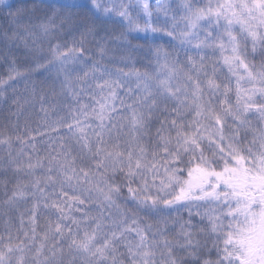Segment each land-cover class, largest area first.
Instances as JSON below:
<instances>
[{
	"label": "snow or ice",
	"instance_id": "1",
	"mask_svg": "<svg viewBox=\"0 0 264 264\" xmlns=\"http://www.w3.org/2000/svg\"><path fill=\"white\" fill-rule=\"evenodd\" d=\"M0 21V99L55 72L76 105L44 157L0 129V264H264V0H0ZM134 34L175 43L148 44L141 71Z\"/></svg>",
	"mask_w": 264,
	"mask_h": 264
},
{
	"label": "trees",
	"instance_id": "2",
	"mask_svg": "<svg viewBox=\"0 0 264 264\" xmlns=\"http://www.w3.org/2000/svg\"><path fill=\"white\" fill-rule=\"evenodd\" d=\"M142 36L143 35H140L139 37ZM139 37L132 42H137L139 44L145 45L144 50L139 52L138 55L134 57V59L136 60L135 67L139 68L141 71L144 70V65H146L150 59V55L147 50L148 44H161L171 50V45L174 43L170 41L169 38H165L164 36H158L154 41L150 38L147 42ZM180 51L181 57H183V50L181 49ZM96 59H99V57H96ZM16 61L22 69L29 64V62L26 63L25 60L23 62V60L19 58H16ZM109 66L113 67L112 65ZM0 67H2V69H0V76H6L7 63L4 60L3 50H0ZM115 67L124 68V65L117 64L115 65ZM85 70H87V68H85ZM127 70L128 69L125 68V71ZM76 75L82 76L83 73L78 69L77 73H74V77ZM33 84L37 86L38 90L41 88L43 89V92L41 93V95L44 96L43 102H41V99L39 97L34 98L30 94V89L32 88ZM75 87L77 90L83 89V91H80V104L89 106L94 105L95 101L92 99L94 95L96 96V99H99L98 90L95 89V81H93L91 77L86 84L81 85L77 83ZM13 89H15V91H13ZM54 91L56 93L55 95ZM120 96L127 100V97L124 96V93L122 91L120 92ZM5 98L7 100L6 103L4 102V100L0 99V129L7 128L13 135V137H15V135L23 136L25 133V129H27L29 135L36 137L33 143L35 144L36 152L41 157L47 155V153L51 151L53 145L58 147V145L63 142L60 140V137L67 138L66 129L56 130L57 125L53 122L62 117L70 120V117L68 115L69 104L72 105L73 109H75L76 105L73 101L70 100L69 97H65L60 93V83L55 79V72L33 73L30 81H16L13 86L7 89ZM15 100H19L20 104L23 106L18 116L13 115V113L17 112V106L13 103V101ZM128 102L130 103L131 101ZM116 103L119 106V99L116 101ZM42 107L48 109L47 116L45 115V112L41 110ZM50 123L52 124L51 128L48 127V124ZM22 147L25 152V156L29 152H32V149L28 146H22L18 143L14 145L15 150H19ZM4 155L5 152L3 150H0V159H3ZM33 155H35V153H33ZM0 170H2V168H0ZM36 175H40V173L37 172ZM64 190L68 192L69 196L77 194L67 187H65ZM52 191L53 190L51 188L48 189L49 193H51ZM55 191L57 193L60 191L59 186H57ZM55 198L56 197L53 196V199ZM32 203L33 201H29L28 203L24 204L21 207L22 212L30 208L32 206ZM38 212L39 216L37 223L40 225V228H43L49 219H56V214H54L49 209L40 207L38 209ZM173 215H175V213ZM16 217L18 220L19 214H16ZM184 218L187 219L186 214L184 215ZM25 220H27V217H25ZM3 226L4 225L2 224L0 230L3 229ZM40 228H38V231H40ZM13 230H15V225H13Z\"/></svg>",
	"mask_w": 264,
	"mask_h": 264
},
{
	"label": "rangeland",
	"instance_id": "3",
	"mask_svg": "<svg viewBox=\"0 0 264 264\" xmlns=\"http://www.w3.org/2000/svg\"><path fill=\"white\" fill-rule=\"evenodd\" d=\"M0 23H2V21H0ZM134 35H137V36L139 37L140 35H143V34H134ZM201 35H203V33H201ZM164 37H165V38H168V37H166V36H164ZM133 43L136 44L137 42H133ZM174 43H175V42H174ZM0 50H3V46H2V45H0ZM192 52H193V54H194L195 50L193 49ZM12 54H13L16 58H19V59L23 60V62H24V60L26 61V63H27V62H30V58L26 56V50L23 48V45H20L19 47H16V48H13V50H12ZM105 63H107V61H105ZM0 69H2V67H0ZM225 71H226V69H225ZM20 82H21V81H20ZM12 86H13V85H12ZM23 205H24V204H22V205L19 206L18 211L14 214L15 216H16V214L18 215L20 212H22L21 207H22ZM2 224H3V221L0 220V229H1V227H2Z\"/></svg>",
	"mask_w": 264,
	"mask_h": 264
}]
</instances>
